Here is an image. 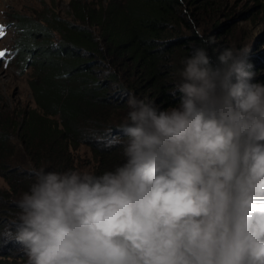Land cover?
I'll use <instances>...</instances> for the list:
<instances>
[{"label":"clouds","instance_id":"obj_1","mask_svg":"<svg viewBox=\"0 0 264 264\" xmlns=\"http://www.w3.org/2000/svg\"><path fill=\"white\" fill-rule=\"evenodd\" d=\"M214 43L182 61L175 105L127 93L121 163L30 168L6 233L27 264H264V83Z\"/></svg>","mask_w":264,"mask_h":264},{"label":"trees","instance_id":"obj_2","mask_svg":"<svg viewBox=\"0 0 264 264\" xmlns=\"http://www.w3.org/2000/svg\"><path fill=\"white\" fill-rule=\"evenodd\" d=\"M253 1L248 17L264 8V0ZM231 6L230 0H70L72 20L55 15L45 24L18 22L23 34L15 39L14 61L29 74L36 106L17 111L0 105V176L7 184L0 189V221L16 219L13 201L33 181L25 165L78 169L74 151L82 146L89 149L87 170L101 173L123 161L117 141L128 92L173 106L182 61L207 47L205 40H215L213 61L215 49L244 50L234 32L240 12ZM246 55L255 82L264 83V52ZM19 152L22 166L13 162ZM15 249L0 240V264H27Z\"/></svg>","mask_w":264,"mask_h":264},{"label":"rangeland","instance_id":"obj_3","mask_svg":"<svg viewBox=\"0 0 264 264\" xmlns=\"http://www.w3.org/2000/svg\"><path fill=\"white\" fill-rule=\"evenodd\" d=\"M69 1L0 0V22H6L8 24L6 34L0 38V52L4 54V56H0V105L4 104L9 109H16L17 111L36 106L29 84V74L27 71H21L20 65L14 61L15 39L19 37V34H23L21 28L18 26V22H43L45 24L46 18H52L55 15H59L63 19L72 20L73 17L70 13ZM230 3L232 4L231 9L234 8V10L240 12L236 17H233L236 23L234 25V32L237 38V45L244 42L245 48L241 51L246 53L261 52L263 54L264 8L254 11L253 15L248 17L246 11L254 5L253 0H230ZM256 42L258 43L257 45H255ZM127 111L125 113L123 112L122 116H126ZM117 118L118 116H115L114 120ZM11 140L15 143L18 142V139L15 137H12ZM17 147L19 148V145ZM74 153L78 155L76 158L78 169H87L88 167L84 165V157L89 154L88 146H82L78 152L74 151ZM24 161L25 157L19 152L13 162L18 166H22ZM27 166H23L22 171L30 173V168ZM6 188V181L0 176V189L4 190ZM12 228H14L12 221H0V240L12 243L16 247V252H22L21 246L10 240L6 235L8 230ZM5 248L7 247L5 246ZM25 257L27 256L25 255Z\"/></svg>","mask_w":264,"mask_h":264},{"label":"snow or ice","instance_id":"obj_4","mask_svg":"<svg viewBox=\"0 0 264 264\" xmlns=\"http://www.w3.org/2000/svg\"><path fill=\"white\" fill-rule=\"evenodd\" d=\"M0 27H2V26H0ZM3 55V53L2 52H0V56H2Z\"/></svg>","mask_w":264,"mask_h":264}]
</instances>
